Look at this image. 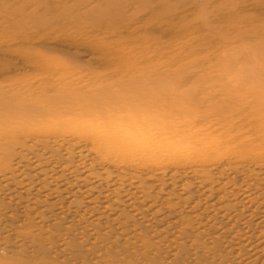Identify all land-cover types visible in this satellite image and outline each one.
Masks as SVG:
<instances>
[{"label": "rangeland", "instance_id": "obj_1", "mask_svg": "<svg viewBox=\"0 0 264 264\" xmlns=\"http://www.w3.org/2000/svg\"><path fill=\"white\" fill-rule=\"evenodd\" d=\"M0 264H264V0H0Z\"/></svg>", "mask_w": 264, "mask_h": 264}, {"label": "bare ground", "instance_id": "obj_2", "mask_svg": "<svg viewBox=\"0 0 264 264\" xmlns=\"http://www.w3.org/2000/svg\"><path fill=\"white\" fill-rule=\"evenodd\" d=\"M100 2H101V0H100ZM98 4H99V3H98ZM56 5H57V4H56ZM100 5H101V6H100ZM102 5H103V4H99L100 8L102 7ZM96 8H97V7H96ZM100 8H99V9H100ZM94 9H95V8L93 7L92 10H94ZM97 10H98V9H97ZM97 10H96V11H97ZM100 11H101V9H100ZM31 52H32V51H31ZM35 54H36V53H35ZM29 91H30V89H29ZM55 96H56V95H55ZM47 98H48V97H47ZM56 103H57V102H56Z\"/></svg>", "mask_w": 264, "mask_h": 264}]
</instances>
